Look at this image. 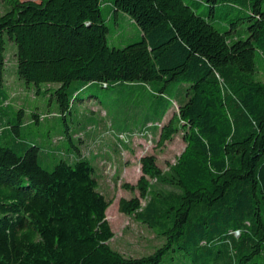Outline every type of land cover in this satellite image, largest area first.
Returning <instances> with one entry per match:
<instances>
[{"label":"trees","instance_id":"trees-1","mask_svg":"<svg viewBox=\"0 0 264 264\" xmlns=\"http://www.w3.org/2000/svg\"><path fill=\"white\" fill-rule=\"evenodd\" d=\"M1 1L0 264H161L171 242L140 256L110 245L112 200L99 190L92 159L69 134L71 145L55 138L54 150L40 145L50 130L22 136L48 115L30 110L26 122L1 91L7 45L18 77L35 92L56 85L50 95L62 115L73 80L155 82L159 94L183 86L166 122L172 102L161 95L155 118L130 130L157 134L159 146L181 130L183 150L167 169L142 155L136 183H122L139 193L120 197L118 209L158 236L183 233L179 246L192 243L200 264L264 260V0ZM120 11L139 26V39L109 45L107 19Z\"/></svg>","mask_w":264,"mask_h":264},{"label":"rangeland","instance_id":"rangeland-1","mask_svg":"<svg viewBox=\"0 0 264 264\" xmlns=\"http://www.w3.org/2000/svg\"><path fill=\"white\" fill-rule=\"evenodd\" d=\"M4 9L5 6L3 7L0 0V10ZM107 25L109 45L121 46L127 41L139 39V26L123 11H120L118 17L108 18ZM6 53L8 62L1 91L8 93L9 102L13 107L24 109L26 122L30 121L28 119L31 116L30 110L48 115L39 123L29 122V126L22 130V136L32 137L36 133L50 130L61 143L71 145L66 134L70 135L72 143L78 147L84 142L82 152L85 156L97 150L108 154L104 155L103 160L100 159L94 168L99 190L107 199L112 200L106 208V213L112 216L106 218L114 233L109 239L110 245L125 255L140 256L150 253L169 238L170 247L164 253L161 264H200V261H204L203 257L192 260L196 257V248L192 243L187 250L179 246L184 237L183 233L170 237L158 236L152 228L139 221L134 213L127 214L118 209L120 197L130 198L139 193L138 189L122 187V183H136L141 174L140 157L144 154H153L156 163L162 169H167L183 150L185 141L181 130L161 146L157 145V134L146 136L133 132L130 136L122 138L117 136L116 132L130 131L147 119L153 120L157 111L152 104L161 101L163 99L161 95L172 102L162 121V123L166 122L174 112H177L178 105L175 102H180L184 98V87L171 83L165 88V93L159 94L158 84L155 82L142 84L120 81L110 83L107 87L99 82H92L79 87L80 80H73L69 89L76 88V91L71 94L69 109L62 115L57 100L50 95L56 85H50L48 90L42 86L39 92H35L34 85H27L18 77L16 61L10 53V45H7ZM258 74L259 77L264 78L263 72ZM3 105L6 107L5 104ZM3 105L1 108H4ZM13 122L15 123V120ZM60 134L62 139H57ZM42 141H40L41 149L54 150L53 146L50 147L47 142L45 143L43 137ZM59 155L62 154L58 152L57 156ZM39 162L45 165L41 158ZM152 184L153 187L157 185L161 187L157 182L153 181ZM141 203L143 205L145 199L142 198ZM261 258L263 257H255L257 264H264Z\"/></svg>","mask_w":264,"mask_h":264},{"label":"crops","instance_id":"crops-1","mask_svg":"<svg viewBox=\"0 0 264 264\" xmlns=\"http://www.w3.org/2000/svg\"><path fill=\"white\" fill-rule=\"evenodd\" d=\"M165 116V115H164ZM164 119V118H163ZM163 121V120H162ZM56 135H53V136H51L50 137V135H49V137H50V139H49V141L47 142L48 143V145L50 146V145H53V146H58V141H56L55 140V137ZM60 136V135H59ZM85 145V143L83 142L82 144H81V147H78L79 148V150H80V152L82 153V147ZM91 151V150H90ZM104 155H108L107 153H101L100 151H95V152H90V154H89V156H85V157H87V158H91L92 159V162H93V165L95 166V164H97L98 162H100V159L101 160H103L102 158H104L105 156Z\"/></svg>","mask_w":264,"mask_h":264},{"label":"built area","instance_id":"built-area-1","mask_svg":"<svg viewBox=\"0 0 264 264\" xmlns=\"http://www.w3.org/2000/svg\"><path fill=\"white\" fill-rule=\"evenodd\" d=\"M133 132H137V131H122V132H117L116 134H117V136H119V137H128V136H130V134H132ZM140 134H143V132H139ZM239 233V231L238 230H234V234H238Z\"/></svg>","mask_w":264,"mask_h":264}]
</instances>
